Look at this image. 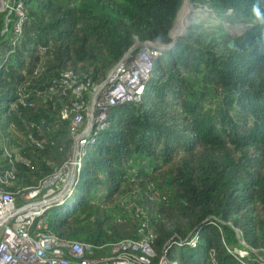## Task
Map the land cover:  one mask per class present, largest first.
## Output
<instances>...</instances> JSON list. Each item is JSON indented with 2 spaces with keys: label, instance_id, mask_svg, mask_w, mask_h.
Instances as JSON below:
<instances>
[{
  "label": "trees",
  "instance_id": "obj_1",
  "mask_svg": "<svg viewBox=\"0 0 264 264\" xmlns=\"http://www.w3.org/2000/svg\"><path fill=\"white\" fill-rule=\"evenodd\" d=\"M186 3L207 15L172 39ZM136 45L163 50L143 92L94 129L46 231L106 259L146 223L152 264L164 250L175 264H264V0H11L0 12V171L16 190L61 170L77 106ZM70 74L80 97L62 86Z\"/></svg>",
  "mask_w": 264,
  "mask_h": 264
},
{
  "label": "built area",
  "instance_id": "obj_2",
  "mask_svg": "<svg viewBox=\"0 0 264 264\" xmlns=\"http://www.w3.org/2000/svg\"><path fill=\"white\" fill-rule=\"evenodd\" d=\"M22 10L21 6L17 9L21 16ZM21 21L23 22L24 18ZM17 32H20L19 28ZM160 50H163V47L154 46L153 49L141 50L123 59L120 64L126 60L135 69L143 63L150 62L152 69ZM66 77L62 86L73 89V93L80 97L84 87L74 88L71 83L72 75ZM129 82L131 85L132 81ZM121 93L117 95L123 96ZM19 103L27 104L23 99L19 100ZM81 107L82 105L77 106V109ZM13 108H16L15 104ZM80 119V114H76L72 120L73 124ZM1 125L0 122V132ZM4 152L6 155L9 154L7 146L4 147ZM63 169L65 168L36 187L16 190L11 189L13 172L0 171V264H152V260L156 257L153 246L155 235L146 231L148 228L146 223L141 226L140 233L143 237L140 240L120 242L112 247L111 257L106 259L92 257L94 248L89 244L63 241L46 231L47 225L42 218L47 211L62 204L60 198L59 200L53 198V194L54 191L58 194L63 188V184L57 178ZM64 188L66 189L67 186ZM157 264L175 263L168 260L167 251L164 250Z\"/></svg>",
  "mask_w": 264,
  "mask_h": 264
},
{
  "label": "rangeland",
  "instance_id": "obj_3",
  "mask_svg": "<svg viewBox=\"0 0 264 264\" xmlns=\"http://www.w3.org/2000/svg\"><path fill=\"white\" fill-rule=\"evenodd\" d=\"M10 1L11 0H0V12L4 11L10 6ZM191 11H194L195 13H191ZM184 13L186 15V23L195 18L194 14L207 15L203 10H191L187 3L184 4L179 17ZM211 18L212 17L209 16V19ZM178 20L172 33L177 30ZM183 27L185 26L183 25ZM183 27L181 30L179 29L178 32H175L176 36H174V33L172 37L177 38L183 32ZM139 47L140 46L138 45L137 48ZM151 66L152 63L148 62L143 63L138 68L134 69L127 63L126 60H124L118 67H116L117 73L115 74V76H108L103 84L94 89L90 103L86 107L82 106L78 110L79 112L82 111L83 115H80L81 119L73 124V127L76 128L78 132L75 135V144L73 147L72 155L66 162V164H64V166L62 167L65 168L63 169V172L57 177L59 182L63 184V188L64 186H67V188H64V190H62V188L60 192H58V194H55L54 191L53 198H56L58 200L60 198V200L62 201L61 196L63 195V197H65L69 192H71L72 186L76 185L78 179V169L82 165L81 161L86 155L85 149L88 146L89 142H92L91 136L95 132L94 129L103 127L101 122H103V120L108 117L110 108L114 107L117 104L123 105L127 101H131L132 99H134L135 94H140L141 92H143L142 85L144 81H146L147 76L150 73ZM129 81H132L131 85ZM120 93L123 94V96L119 97L117 95ZM239 253L242 256L246 255L244 254V252Z\"/></svg>",
  "mask_w": 264,
  "mask_h": 264
},
{
  "label": "bare ground",
  "instance_id": "obj_4",
  "mask_svg": "<svg viewBox=\"0 0 264 264\" xmlns=\"http://www.w3.org/2000/svg\"><path fill=\"white\" fill-rule=\"evenodd\" d=\"M190 11V10H189ZM176 24V23H175ZM185 24H186V15H185V13L184 14H182L180 17H179V20H178V27H177V30H175V32L177 31L178 32V30L180 29H182V27H183V25L185 26ZM183 29H184V27H183ZM174 32V33H175ZM171 33H172V31H171ZM174 33H172V35H174ZM171 35V34H170ZM174 36H176V33H175V35ZM117 73V70H116V68L110 73V75H109V77H112V76H115V74Z\"/></svg>",
  "mask_w": 264,
  "mask_h": 264
},
{
  "label": "water",
  "instance_id": "obj_5",
  "mask_svg": "<svg viewBox=\"0 0 264 264\" xmlns=\"http://www.w3.org/2000/svg\"><path fill=\"white\" fill-rule=\"evenodd\" d=\"M189 6V8L192 10L193 9V7L191 6V5H188ZM195 13L194 11H191V13ZM190 25V22H188V23H186L185 24V27H184V29H183V32L179 35V36H182L186 31H187V28H188V26ZM178 36V37H179ZM171 37H172V33H171ZM172 39H174L173 37H172ZM138 47V45H136L134 48H132V50L125 56V58L124 59H126V58H128V57H130V56H132L133 54H134V51L136 50V48ZM173 47V44H171V45H169L168 47H167V49H170V48H172ZM65 193V192H64ZM62 198H63V195L61 196Z\"/></svg>",
  "mask_w": 264,
  "mask_h": 264
}]
</instances>
